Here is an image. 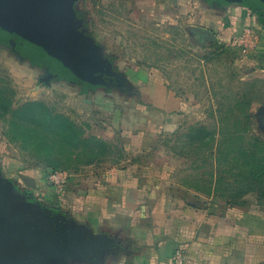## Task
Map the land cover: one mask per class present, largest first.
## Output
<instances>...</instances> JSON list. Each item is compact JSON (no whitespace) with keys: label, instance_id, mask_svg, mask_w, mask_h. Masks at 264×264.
Instances as JSON below:
<instances>
[{"label":"rangeland","instance_id":"1","mask_svg":"<svg viewBox=\"0 0 264 264\" xmlns=\"http://www.w3.org/2000/svg\"><path fill=\"white\" fill-rule=\"evenodd\" d=\"M180 1L156 22L136 0H61L64 53L1 22L0 166L46 177L133 165L202 190L217 173L220 191L249 188L264 205L258 179L241 176L264 180V0ZM152 77L156 95L138 83ZM168 117L175 133L160 130Z\"/></svg>","mask_w":264,"mask_h":264},{"label":"crops","instance_id":"2","mask_svg":"<svg viewBox=\"0 0 264 264\" xmlns=\"http://www.w3.org/2000/svg\"><path fill=\"white\" fill-rule=\"evenodd\" d=\"M136 3L156 22L177 10L175 0ZM138 83L152 95L160 85L153 77ZM163 123L161 131L179 130L175 118ZM6 169L0 166V232L13 252L0 248V264H165L179 246L189 250L188 264H264V205L249 195L231 202L214 188L206 193L133 165L70 174L58 194L43 174Z\"/></svg>","mask_w":264,"mask_h":264},{"label":"trees","instance_id":"3","mask_svg":"<svg viewBox=\"0 0 264 264\" xmlns=\"http://www.w3.org/2000/svg\"><path fill=\"white\" fill-rule=\"evenodd\" d=\"M57 3H58L57 0H47V2L42 4V5L38 4V7L35 10L20 12V13L16 14L15 17L20 18L25 25H27L28 27H31L34 30H37V28L40 27L41 25H43V23H48L51 26L53 25L56 27H60L62 32H65L66 29H68L67 25H68L69 21L67 19H64V18L61 19L58 15L55 14V12H56L55 9L57 7ZM2 17H4V16H2ZM2 17L0 16V18H2ZM11 19L12 18L5 17V20H11ZM30 37H34V36L31 35ZM204 137L206 139L205 141L207 142V136L205 135ZM209 139L211 141H214V139H215L214 134H211ZM220 152L223 154V152L219 151V150H217L215 153L216 158H214V161L216 163H219L222 159L219 156ZM240 154L242 157H245V158L249 157L248 156L249 154L245 150L244 147L240 148ZM184 157L187 158V156H184ZM195 162H197V160ZM200 162H202V160ZM256 171H257V169L252 170L251 172H248V173L241 172V176L245 175L246 178L253 179L254 181H255V179H258V181H256V182H259L261 184V185L259 184L260 188L258 191L255 189H253L252 191H257L259 193V198H260V196L262 198V197H264V180H263L262 176H261V178L258 176L259 174ZM51 173H53V172H51ZM246 175H248V176H246ZM223 181H225L224 176L223 175L218 176V174L216 173L215 179H214V185H212V187H208L206 189L204 188L203 191H205L206 193H210L211 190L214 188L216 194L219 197L227 199L231 202H240L244 197L247 196V194H249V192H251L249 188H248L249 191H247V190L241 191V189L240 190L237 188L234 189V186L233 187L229 186L228 188H223V190L220 191L218 189V187H220V185ZM250 182L253 183L252 180ZM234 183H238V181L234 179L233 184ZM229 197L230 198L232 197V199H229Z\"/></svg>","mask_w":264,"mask_h":264},{"label":"water","instance_id":"4","mask_svg":"<svg viewBox=\"0 0 264 264\" xmlns=\"http://www.w3.org/2000/svg\"><path fill=\"white\" fill-rule=\"evenodd\" d=\"M47 0H0V16H4L0 18V23H9L13 22L15 20H19L21 24L25 27V29L28 31V34L34 37H38L39 39L45 40H51L53 39L54 43L57 47H59L63 53L65 51H69V48H71V44L69 41V34L71 31L70 28V22L67 25V28L65 32H62L60 27L51 26L48 23H43L40 27L37 28V30L32 29L31 27H28L23 23V21L15 17L16 14L20 12L25 11H31L35 10L38 7V4H44ZM57 7L55 9V14L58 15L61 19H68L66 16H63L61 13V0H57ZM5 17L12 18L11 20H5ZM15 17V18H14ZM69 21V20H68ZM58 49V48H57ZM0 248L4 251L6 256L11 255L13 252V249L7 246L5 243L3 236L0 232Z\"/></svg>","mask_w":264,"mask_h":264},{"label":"built area","instance_id":"5","mask_svg":"<svg viewBox=\"0 0 264 264\" xmlns=\"http://www.w3.org/2000/svg\"><path fill=\"white\" fill-rule=\"evenodd\" d=\"M70 174L66 172H53L50 173L45 179L46 185L52 186L56 189L58 194H62L68 186ZM189 263V250L185 246H179L170 260L165 264H188Z\"/></svg>","mask_w":264,"mask_h":264}]
</instances>
